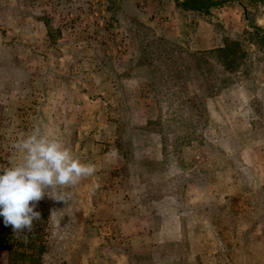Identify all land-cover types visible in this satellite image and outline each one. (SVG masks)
Segmentation results:
<instances>
[{
	"label": "rangeland",
	"instance_id": "1",
	"mask_svg": "<svg viewBox=\"0 0 264 264\" xmlns=\"http://www.w3.org/2000/svg\"><path fill=\"white\" fill-rule=\"evenodd\" d=\"M182 1L0 0V168L37 128L95 167L41 264H264V0Z\"/></svg>",
	"mask_w": 264,
	"mask_h": 264
},
{
	"label": "clouds",
	"instance_id": "2",
	"mask_svg": "<svg viewBox=\"0 0 264 264\" xmlns=\"http://www.w3.org/2000/svg\"><path fill=\"white\" fill-rule=\"evenodd\" d=\"M15 147L24 154L23 160L0 168V217L15 233L31 232L41 217L35 209L45 195L68 203L70 194L58 189L77 185L93 175L95 167L82 163L60 139L39 128Z\"/></svg>",
	"mask_w": 264,
	"mask_h": 264
},
{
	"label": "trees",
	"instance_id": "3",
	"mask_svg": "<svg viewBox=\"0 0 264 264\" xmlns=\"http://www.w3.org/2000/svg\"><path fill=\"white\" fill-rule=\"evenodd\" d=\"M216 5L217 2L215 0H183L181 7L185 10L208 14ZM261 39L264 40V37ZM213 53L227 71L236 70L245 54L242 50L241 42L232 39H227L224 46L214 50ZM43 210L45 211V209ZM43 210H41L39 220L46 217ZM39 220L33 222L31 232L25 230L16 234L21 239V241H17V244L10 238L12 237L10 233L7 234L4 232L0 236V250L9 252L10 262L12 264H41L42 255L46 253L47 248L39 239L47 231L48 227L45 224L47 220H45L42 229L40 226H37L38 222L40 224Z\"/></svg>",
	"mask_w": 264,
	"mask_h": 264
}]
</instances>
